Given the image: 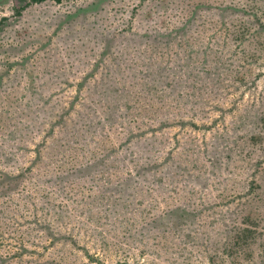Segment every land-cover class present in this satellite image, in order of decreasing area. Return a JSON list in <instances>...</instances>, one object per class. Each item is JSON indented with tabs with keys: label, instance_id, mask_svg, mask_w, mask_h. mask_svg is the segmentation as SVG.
<instances>
[{
	"label": "rangeland",
	"instance_id": "374dc122",
	"mask_svg": "<svg viewBox=\"0 0 264 264\" xmlns=\"http://www.w3.org/2000/svg\"><path fill=\"white\" fill-rule=\"evenodd\" d=\"M0 264H264V0H0Z\"/></svg>",
	"mask_w": 264,
	"mask_h": 264
},
{
	"label": "trees",
	"instance_id": "16d2710c",
	"mask_svg": "<svg viewBox=\"0 0 264 264\" xmlns=\"http://www.w3.org/2000/svg\"><path fill=\"white\" fill-rule=\"evenodd\" d=\"M33 2H43V1H45V0H32ZM57 2H62L63 0H56ZM0 259L2 260L3 258L0 256Z\"/></svg>",
	"mask_w": 264,
	"mask_h": 264
}]
</instances>
